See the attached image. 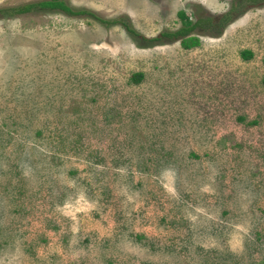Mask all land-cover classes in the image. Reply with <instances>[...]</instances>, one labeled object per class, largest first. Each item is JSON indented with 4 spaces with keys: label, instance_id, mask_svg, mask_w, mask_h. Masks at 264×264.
<instances>
[{
    "label": "rangeland",
    "instance_id": "1",
    "mask_svg": "<svg viewBox=\"0 0 264 264\" xmlns=\"http://www.w3.org/2000/svg\"><path fill=\"white\" fill-rule=\"evenodd\" d=\"M63 1L0 12V264H264V0Z\"/></svg>",
    "mask_w": 264,
    "mask_h": 264
},
{
    "label": "trees",
    "instance_id": "2",
    "mask_svg": "<svg viewBox=\"0 0 264 264\" xmlns=\"http://www.w3.org/2000/svg\"><path fill=\"white\" fill-rule=\"evenodd\" d=\"M256 1V0H255ZM236 5V4H234ZM36 7H40V8H49V9H60L68 14H83L86 13L85 10H73L71 7H69L67 4H65V2L63 0H41V1H37V2H29L26 3L24 5H19L17 7H12L11 9H1L0 8V12H6V11H10V13H25V12H29L33 9H35ZM235 8V6H233ZM91 14V13H89ZM178 17L181 19L182 22V26L179 27V29L177 31L174 32H160L157 35L151 37V38H147L145 36H142L141 34L137 33L132 27H130V25L128 23H122L123 26L125 27V29L127 30V32L135 37H139L142 40H150V41H159L164 37H175V36H180V40L179 43L183 48H189V47H193L199 44V39L197 36L194 35H190L189 32L190 30H192L194 27H196L197 25H200L202 23H205L207 21L210 22V19H213L216 23H218L222 18H224V16H218V17H212V18H205L206 20L203 19H197L192 21L190 19V16L183 10H179L177 12ZM97 20H99L100 22L103 23H116V22H121L120 18L117 19H111V20H106V19H102V18H98L96 17ZM208 22V23H209ZM242 57L247 58L251 55V52L249 50H243L241 51ZM143 74L141 72H135L131 75V79L133 82H139L142 78Z\"/></svg>",
    "mask_w": 264,
    "mask_h": 264
}]
</instances>
